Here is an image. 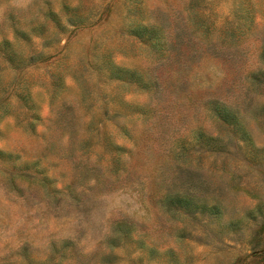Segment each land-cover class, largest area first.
Instances as JSON below:
<instances>
[{
	"label": "rangeland",
	"instance_id": "1",
	"mask_svg": "<svg viewBox=\"0 0 264 264\" xmlns=\"http://www.w3.org/2000/svg\"><path fill=\"white\" fill-rule=\"evenodd\" d=\"M0 264H264V0H0Z\"/></svg>",
	"mask_w": 264,
	"mask_h": 264
}]
</instances>
